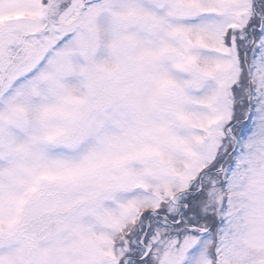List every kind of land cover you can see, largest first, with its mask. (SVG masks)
I'll return each mask as SVG.
<instances>
[{"label": "snow or ice", "instance_id": "snow-or-ice-1", "mask_svg": "<svg viewBox=\"0 0 264 264\" xmlns=\"http://www.w3.org/2000/svg\"><path fill=\"white\" fill-rule=\"evenodd\" d=\"M0 264H264V0H0Z\"/></svg>", "mask_w": 264, "mask_h": 264}]
</instances>
